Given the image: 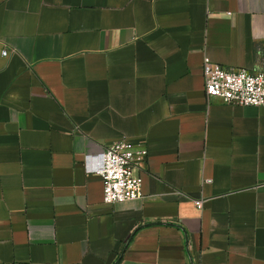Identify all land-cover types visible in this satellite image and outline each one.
<instances>
[{
    "label": "crops",
    "instance_id": "0c3cea01",
    "mask_svg": "<svg viewBox=\"0 0 264 264\" xmlns=\"http://www.w3.org/2000/svg\"><path fill=\"white\" fill-rule=\"evenodd\" d=\"M205 57L264 72V0H0V264H264V106L208 102Z\"/></svg>",
    "mask_w": 264,
    "mask_h": 264
},
{
    "label": "built area",
    "instance_id": "2783aa9c",
    "mask_svg": "<svg viewBox=\"0 0 264 264\" xmlns=\"http://www.w3.org/2000/svg\"><path fill=\"white\" fill-rule=\"evenodd\" d=\"M7 50L2 55H7ZM203 77L207 101L234 106H264V72L224 67L205 57ZM146 148L128 141L109 144L103 151L96 173L103 184V201L108 204L142 197L139 164L146 158ZM201 209L202 200H195Z\"/></svg>",
    "mask_w": 264,
    "mask_h": 264
}]
</instances>
